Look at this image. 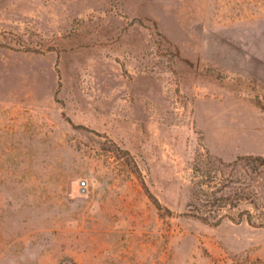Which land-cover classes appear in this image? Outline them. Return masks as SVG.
Masks as SVG:
<instances>
[{
	"label": "rangeland",
	"instance_id": "rangeland-1",
	"mask_svg": "<svg viewBox=\"0 0 264 264\" xmlns=\"http://www.w3.org/2000/svg\"><path fill=\"white\" fill-rule=\"evenodd\" d=\"M207 152L264 157V0H0V264H264Z\"/></svg>",
	"mask_w": 264,
	"mask_h": 264
},
{
	"label": "trees",
	"instance_id": "trees-1",
	"mask_svg": "<svg viewBox=\"0 0 264 264\" xmlns=\"http://www.w3.org/2000/svg\"><path fill=\"white\" fill-rule=\"evenodd\" d=\"M184 217L211 226L229 221L264 229V157L245 155L224 162L209 152L197 155Z\"/></svg>",
	"mask_w": 264,
	"mask_h": 264
}]
</instances>
